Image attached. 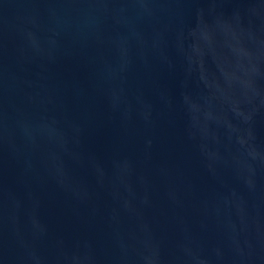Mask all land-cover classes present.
<instances>
[{
	"label": "water",
	"instance_id": "water-1",
	"mask_svg": "<svg viewBox=\"0 0 264 264\" xmlns=\"http://www.w3.org/2000/svg\"><path fill=\"white\" fill-rule=\"evenodd\" d=\"M0 264H264V0H0Z\"/></svg>",
	"mask_w": 264,
	"mask_h": 264
}]
</instances>
